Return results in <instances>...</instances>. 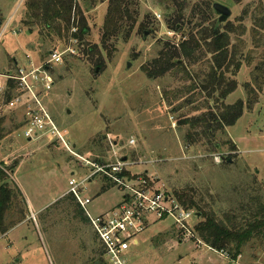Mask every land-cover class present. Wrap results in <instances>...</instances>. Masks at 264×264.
Masks as SVG:
<instances>
[{
  "label": "rangeland",
  "instance_id": "374dc122",
  "mask_svg": "<svg viewBox=\"0 0 264 264\" xmlns=\"http://www.w3.org/2000/svg\"><path fill=\"white\" fill-rule=\"evenodd\" d=\"M137 1L139 18L127 42H110L107 49L100 43L107 0L95 7L80 4L89 32L79 41L70 39L48 48V56H42L37 50L36 31L27 35L22 25L25 0H0V34L8 25L0 36V76L14 75L18 67L26 65L28 55L39 67L50 53H62V62L48 68L53 88L44 103L57 126L67 133L74 146L70 150L88 161L115 162L126 157L137 164L130 170L147 176L158 190L173 195L175 190L189 185L224 197L244 176L245 165L249 175L256 174L264 183V40L259 36L260 40L254 42L252 35V28L260 24L257 22L256 26V17L264 16V11L263 15L259 12L260 5L264 8V0H178L184 3V21L195 14L192 25L185 26V37L166 27L165 16L175 9L169 12L157 0ZM203 2L211 7L219 3L229 8L231 16L222 24L231 22L239 26L237 21L241 20L246 31L244 35L239 31L232 35L233 42L250 56V66L245 63L249 67V82L255 79L261 92L254 110L247 112L244 107L242 116L221 138L235 141L238 149L234 153L228 152V146L211 153L206 150L204 139L185 148L183 139L188 125L179 127L177 119L181 115L198 116L204 109L191 111L192 106L198 105L195 102L171 111L187 98L185 91L175 97L178 89L189 84L183 72L176 73L172 68L165 77L157 79H148L143 72V67L153 71L155 61L162 58L159 53L164 44L179 50L187 41L188 30L199 22L200 15L194 7ZM210 16L218 19L215 13ZM258 30L264 34L259 27ZM204 54V50L202 54L196 53L201 61L193 66L184 58L192 75L208 72L206 61L210 55ZM260 64L261 70L255 71ZM236 80L243 87L240 78ZM241 86L227 98V104L245 101ZM0 118H4L5 129L0 141V162L6 166L18 163L12 180L26 201L29 216L0 235V264H87L93 256L91 251L100 252L101 247L90 226H80L62 211V206L51 218L47 214L53 202L68 191L69 180L79 181L87 173L82 168L84 163L46 139L25 141L21 137L20 112H10L2 105ZM16 125L21 127L15 129ZM130 140L134 145H129ZM215 154L221 155L222 160L233 154V166L222 168V162L213 161ZM104 184L100 177L94 178L81 190V200H90L85 212L91 217L109 213L122 203L125 191L111 185L103 192ZM29 205L33 211L45 208L33 218ZM197 221V217L193 218L190 226L193 228ZM185 235L181 232L180 236L169 219L154 223L138 237V246H130V259L133 264H264V248H245L240 257L231 261L205 246L195 234ZM103 261L106 264L104 258Z\"/></svg>",
  "mask_w": 264,
  "mask_h": 264
},
{
  "label": "trees",
  "instance_id": "16d2710c",
  "mask_svg": "<svg viewBox=\"0 0 264 264\" xmlns=\"http://www.w3.org/2000/svg\"><path fill=\"white\" fill-rule=\"evenodd\" d=\"M105 1L25 0V17L22 20V25L30 34L36 31L37 44L39 45L37 50L40 55L48 56V48L70 39L79 41L89 32L80 4L85 7H95L98 3ZM157 1L166 6L169 12L175 9L174 13L166 14V27L185 37V26L192 25L195 14L184 21L183 2L178 0ZM261 6L259 7L260 14L264 11ZM195 10H198L200 15L199 22H196L193 29L188 30L187 41L181 44L179 50L167 43L164 44L163 50L159 53L162 58L155 61L153 71L150 72L148 67H143V72L148 79L163 78L172 68L176 69V73L183 72L184 80L189 84L178 89L175 97L185 91L187 98L178 108L171 111H178L195 102H198V105L192 106L191 111L196 112L199 109H204L198 116L181 115L177 119L179 127L188 125L183 139L185 148L194 146L204 139L207 143L206 150L211 153L218 152L223 146H228V152L234 153L236 151L235 144L231 140L223 141L221 138L223 139L227 134L226 128L233 126L242 116L245 107L241 100L233 105L225 104V100L238 88L235 77L241 67L245 63L250 66L251 63L250 56H246L236 46L232 36L237 34V31L244 35L246 28L242 25L241 20L237 21L239 26H235L231 22L222 24L218 19H213L210 15L215 12L207 2H203L201 6L196 5ZM138 18L137 0H107V9L100 32V43L103 48H109L110 42L116 43L119 40L127 42L135 30ZM257 22L260 23L258 26ZM255 23L257 28H252L254 42L260 40L259 36L264 40V34L262 35L258 30L259 27L264 31V16L256 17ZM144 25V23L141 24L140 28L143 29ZM74 29L75 32L72 33ZM203 50L204 55H210V59L206 61L208 72L203 71L198 75H192L188 70V64L190 66L199 64L201 60L196 53L202 54ZM184 58L188 64L184 62ZM262 65L255 67L254 70H261ZM256 82L254 79L253 83L248 82L244 85L245 103L249 110L254 108L259 99L260 90L256 87ZM12 87L11 84L10 88L12 89ZM3 122L4 118H0V141L4 137ZM20 127L21 125H16L15 129ZM233 159V154L223 158L222 168H231ZM229 160H231L230 163ZM17 165L16 161L10 166L0 162V235L6 234L28 217L26 201L12 180ZM243 174L242 179L232 187L230 195L226 193L224 197L214 196L207 189L202 192L198 191L189 185L175 190L173 194L185 209L193 210L195 216H198L193 234L205 246L223 253L231 261L240 257L245 248L261 250L264 248V183L256 174L249 175L246 165ZM106 188L109 186L104 184L101 191L104 192ZM60 206H62V211L68 216L71 215V219L80 226H90L86 210L72 195L64 196L50 209L48 208V216L51 218L53 212H56ZM49 223L47 221L46 224L49 225ZM93 235L96 238L94 233ZM91 254L93 256L90 257L87 264H104L102 247H100V252L92 250ZM96 254L97 258L94 257Z\"/></svg>",
  "mask_w": 264,
  "mask_h": 264
},
{
  "label": "built area",
  "instance_id": "2783aa9c",
  "mask_svg": "<svg viewBox=\"0 0 264 264\" xmlns=\"http://www.w3.org/2000/svg\"><path fill=\"white\" fill-rule=\"evenodd\" d=\"M7 27L4 26L0 36ZM72 31L75 32V29ZM62 55L58 51L50 53L48 60L39 67L28 55L26 65L18 67L14 75L6 73L0 76L3 79L0 80V106H5L10 112L21 113V137L25 141L46 139L61 145L68 154L84 163L82 168L87 173L79 181L71 178L66 192L83 209L90 200H81V190L94 178L100 177L109 187L113 185L125 191L122 203L109 213L93 217L87 214L106 264H133L129 255L130 246H138V237L154 223L169 219L180 233L192 235L194 227L190 226V221L196 217L194 211L185 209L172 194L154 188L147 176L133 173L130 169L137 164L122 156L115 162L88 161L70 150L74 146L69 142L67 133L57 126L44 103L53 88L48 68L60 64ZM129 145H134V141L130 140ZM123 158L125 161H122ZM213 161L221 163V155H213Z\"/></svg>",
  "mask_w": 264,
  "mask_h": 264
},
{
  "label": "crops",
  "instance_id": "0c3cea01",
  "mask_svg": "<svg viewBox=\"0 0 264 264\" xmlns=\"http://www.w3.org/2000/svg\"><path fill=\"white\" fill-rule=\"evenodd\" d=\"M249 67H247L245 64L241 67V69H240V71H239V73L236 75V78H240V82H243V84L245 85L246 83H248L249 82V69H248ZM235 78V79H236ZM238 83V82H237ZM241 86V84L239 83L238 84V86ZM244 85H243V87H242V89H243V91H244V95H245V101H244V104H245V110L247 111V112H251V111H253L254 110V108H255V106L258 104V102H259V100H260V98L258 99V102H257V104H255V106H254V108L252 109V110H249V109H247V107H246V94H245V90H244ZM260 93L261 92H259L258 93V96L259 97H261V95H260ZM230 96V95H229ZM228 96V97H229ZM227 100V99H226ZM226 100H225V104H227L226 103ZM227 105H233V104H227ZM229 128V127H228ZM228 128H226V132H227V130H228ZM228 134V133H227ZM231 139V138H230ZM234 144H235V141H233V140H231ZM235 146H236V144H235ZM236 149H238L237 147H236ZM238 153L239 154H241L240 152H239V150H238ZM66 195V193H63V194H61L60 195V197H59V199H61L63 196H65ZM58 199V200H59ZM53 203H55V201L53 202ZM30 206V205H29ZM45 208V207H44ZM44 208H38L36 211H33L32 210V208H31V206H30V210H31V215L33 216V218H35V216H37V213H39L40 212V210H42V209H44ZM27 218H29V216L27 217ZM29 220V219H28Z\"/></svg>",
  "mask_w": 264,
  "mask_h": 264
},
{
  "label": "water",
  "instance_id": "95a60500",
  "mask_svg": "<svg viewBox=\"0 0 264 264\" xmlns=\"http://www.w3.org/2000/svg\"><path fill=\"white\" fill-rule=\"evenodd\" d=\"M212 9L215 12V14L218 16V20L223 23L225 21L228 20V18L231 16V11L229 10V8H227L224 5H221L219 3H214L212 5ZM27 35H29V32L26 33ZM145 35H147V33H145ZM122 161H125V158L122 159ZM231 162V160H229V163ZM198 218V216H196Z\"/></svg>",
  "mask_w": 264,
  "mask_h": 264
}]
</instances>
